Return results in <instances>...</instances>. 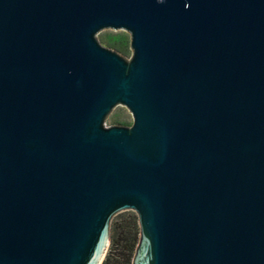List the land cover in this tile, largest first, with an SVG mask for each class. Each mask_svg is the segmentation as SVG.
<instances>
[{
	"label": "water",
	"instance_id": "95a60500",
	"mask_svg": "<svg viewBox=\"0 0 264 264\" xmlns=\"http://www.w3.org/2000/svg\"><path fill=\"white\" fill-rule=\"evenodd\" d=\"M122 210L131 264H264V0H0V264H101Z\"/></svg>",
	"mask_w": 264,
	"mask_h": 264
},
{
	"label": "rangeland",
	"instance_id": "374dc122",
	"mask_svg": "<svg viewBox=\"0 0 264 264\" xmlns=\"http://www.w3.org/2000/svg\"><path fill=\"white\" fill-rule=\"evenodd\" d=\"M96 39L98 42L115 52H117L122 57L128 59L131 56L132 50L130 48V34L124 29H111L105 28L100 30ZM132 115L129 110L124 105L115 106L109 114L105 117L104 122L107 126L110 125H123L129 126L132 124ZM136 216V213L133 210H122L117 212L111 219V223L115 222L119 225L123 233L117 236L116 243L113 244L111 238L106 249L105 256L110 254L112 251L114 253L117 251H123L124 253L128 252V249L125 248L124 243V231H129L133 228V217ZM110 223V224H111ZM124 245V246H122ZM104 256V258H105ZM103 258V259H104Z\"/></svg>",
	"mask_w": 264,
	"mask_h": 264
},
{
	"label": "trees",
	"instance_id": "16d2710c",
	"mask_svg": "<svg viewBox=\"0 0 264 264\" xmlns=\"http://www.w3.org/2000/svg\"><path fill=\"white\" fill-rule=\"evenodd\" d=\"M121 233H123V231L120 229L117 223L113 222L110 224V238L113 244L116 243V238ZM124 233L126 234L123 237L125 248L128 249V252L124 253L123 251H117L115 253L114 251L113 253L110 251L111 253L105 256L101 264H131L132 256L139 236V226L136 216L133 217V228L129 231H124Z\"/></svg>",
	"mask_w": 264,
	"mask_h": 264
}]
</instances>
